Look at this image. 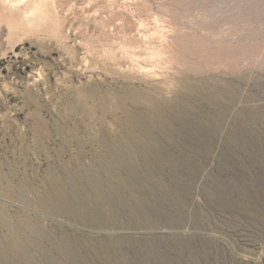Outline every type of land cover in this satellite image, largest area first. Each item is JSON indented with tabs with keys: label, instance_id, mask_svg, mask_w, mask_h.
<instances>
[{
	"label": "rangeland",
	"instance_id": "obj_1",
	"mask_svg": "<svg viewBox=\"0 0 264 264\" xmlns=\"http://www.w3.org/2000/svg\"><path fill=\"white\" fill-rule=\"evenodd\" d=\"M0 220L37 243L0 264H264V0H0Z\"/></svg>",
	"mask_w": 264,
	"mask_h": 264
},
{
	"label": "bare ground",
	"instance_id": "obj_2",
	"mask_svg": "<svg viewBox=\"0 0 264 264\" xmlns=\"http://www.w3.org/2000/svg\"><path fill=\"white\" fill-rule=\"evenodd\" d=\"M7 3V2H6ZM4 4H5V2H4ZM254 10V9H253ZM253 15V14H252ZM250 16V15H249ZM251 17V16H250ZM262 40V39H261ZM224 47H226V46H224ZM236 49V48H235ZM224 50V49H223ZM223 50H221V54L223 55ZM229 50V49H228ZM224 51V52H231L232 51V53H233V50H229V51ZM240 50V49H239ZM238 50V51H239ZM237 52V51H236ZM231 53V54H232ZM217 54H219V53H217ZM225 54V53H224ZM227 54V53H226ZM225 54V55H226ZM238 54V55H237ZM237 54L235 55V57L236 56H239V53L237 52ZM222 55H220L221 57H222ZM234 55V54H233ZM228 56H229V54H228ZM227 56V57H228ZM230 56H232V55H230ZM221 57H220V59H221ZM233 58H234V56H233ZM240 58V57H239ZM224 59V58H223ZM230 59H231V57H230ZM227 59L228 61V64H229V61H230V63L232 62L233 63V60H234V62L236 61V60H238V57L237 58H235V59ZM227 62H226V64H227ZM240 62V61H239ZM242 63V62H241ZM232 65V64H231ZM183 87H185V85L183 86ZM192 87V86H191ZM193 88V87H192ZM181 89V88H180ZM181 90H184V88L183 89H181ZM188 90V89H187ZM223 90V89H222ZM195 92V90L194 91H192L191 92V89H190V92H189V90H188V93H190V95L191 94H193ZM187 94V93H186ZM190 95L188 96V95H186V97L187 98H189L190 97ZM195 95V94H194ZM158 99V98H157ZM152 100V99H151ZM156 100V99H155ZM155 100H152V101H154L155 102ZM182 100V99H181ZM180 100V101H181ZM157 102L155 103V104H152V105H150L149 106V108L150 109H148L149 110V116L150 117H148L149 119H148V121L150 120V124H151V128L152 129H154V131H157V130H160V129H162V126L163 125H165V124H162L161 123V121L162 120H160V116H161V113L163 112V113H166L165 111H168L169 112V107L165 104V103H163V101L162 102H159V100H156ZM183 101V100H182ZM166 102V101H165ZM150 103V102H149ZM149 105V104H148ZM225 110V109H224ZM162 118H164V117H162ZM168 118V117H167ZM166 118V119H167ZM165 120V119H164ZM168 120H170V119H168ZM167 120V121H168ZM139 125H140V127H141V129H142V141L144 142V143H149L150 141H152V139L153 138H151V136H150V134L148 135V133H147V129H148V123L146 122V121H144V119H139ZM136 123V122H135ZM135 123H133V124H135ZM166 123V122H165ZM167 123H171V121H169V122H167ZM137 124V123H136ZM223 129V128H222ZM220 131V130H219ZM128 138H127V140H132L134 137H135V134H134V131H133V128H130L129 129V133H128V136H127ZM208 141V140H207ZM208 143H209V141H208ZM205 149V148H204ZM150 150V149H149ZM207 151V150H206ZM152 152L153 153H155V161L156 162H166V159L161 155V153L158 151V149H153L152 150ZM207 152H209V151H207ZM218 153V152H217ZM114 154V156H116L117 157V160L119 161V153L118 152H114L113 153ZM208 154V153H207ZM213 154V153H212ZM176 161V160H175ZM168 162V161H167ZM170 162L173 164V162L171 161V159H170ZM178 162V161H177ZM175 164H176V162H175ZM175 164H174V166H175ZM120 167H123V164L122 163H119L118 164ZM159 165V164H158ZM166 165H169V163L168 164H166ZM126 166V165H125ZM173 166V165H172ZM186 167V166H185ZM170 168V167H169ZM188 170V169H187ZM189 172H190V170H189ZM53 183H52V190H51V192L50 191H48L47 193L48 194H46V195H44V197H42L41 198V200H40V203H39V206L40 207H43V208H49V210H51V212H53V213H55V214H58V213H60V214H64V215H66L67 217H69V218H72L74 215H72V213H71V210L73 211V208L72 207H76V209L79 211L78 213L80 214V217H86L88 220H89V224H91V225H93V226H98V227H100V226H103V225H105V223H104V216H106L105 214H106V212L104 211V212H99V213H97V212H94L93 211V202H95V200H96V197L98 196V186L96 185V184H92L91 185V189H92V191H93V195H92V197L91 196H89V195H87V194H85V193H79L78 192V186H77V184H75L73 181H71L72 182V189L73 190H77L76 192H78V195L76 196V198H75V202L73 203V200H74V197L72 198L71 196L72 195H70L69 193H68V191H66V188H65V186L59 181V180H57V179H54L53 181H52ZM120 182V181H119ZM50 192V193H49ZM104 196V195H103ZM100 198L103 200V201H106L105 199L106 198H104V197H102V196H100ZM109 199V197H107V200ZM76 204V206H74ZM105 213V214H104ZM74 214V213H73ZM74 217H76V215L74 216ZM76 220V219H75ZM22 221V222H21ZM20 222H21V224H19V225H21V227H16V226H10L8 223H7V221H5V220H0V228L2 227V228H6L7 230H9V232H10V236L11 237H14V240H11V241H9L8 243H6V245H5V247H3V248H0V259L1 260H5L6 258H7V256L9 255V254H15L17 257H19V255H23V254H25V252L27 251V249H26V245H29V244H32V245H34V246H36L37 245V243L35 242V241H33V240H30V239H23L22 237H21V235H20V233H19V230L20 229H24V230H27V231H34V225L30 222V221H27V220H21ZM37 230V229H36ZM38 231V230H37ZM39 232V231H38ZM81 245V244H80ZM90 246H92V245H90ZM90 246H89V244H88V247L90 248ZM96 246H98V245H96ZM73 247V246H72ZM84 247H87V245L85 246L84 245ZM110 247V246H109ZM75 248V247H74ZM76 248H77V246H76ZM86 249V248H85ZM91 249H92V247H91ZM73 250V248L71 249L70 248V245L68 244V241L66 240V241H62L60 244H59V246H58V251L60 252V254H62V255H64V256H66V257H69V256H74L75 255V253H74V251H72ZM77 250V249H76ZM87 250V249H86ZM99 250H101V249H99ZM92 251L94 252L95 250H93L92 249ZM102 251V250H101ZM76 252V251H75ZM78 252V251H77ZM92 252V253H93ZM104 252H106V251H104ZM27 253V252H26ZM95 253H97V252H95ZM78 254V253H77ZM107 254H112V253H110V252H108ZM98 255V254H97ZM77 256V255H76ZM79 256V255H78ZM77 256V257H78ZM75 257V256H74ZM108 257H110V256H108L107 255V258ZM70 258V257H69ZM106 258V257H105ZM110 260V259H109Z\"/></svg>",
	"mask_w": 264,
	"mask_h": 264
}]
</instances>
